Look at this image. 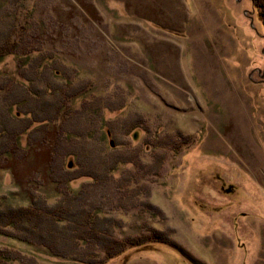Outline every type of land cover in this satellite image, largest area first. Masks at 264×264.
Listing matches in <instances>:
<instances>
[{"label":"rangeland","instance_id":"1","mask_svg":"<svg viewBox=\"0 0 264 264\" xmlns=\"http://www.w3.org/2000/svg\"><path fill=\"white\" fill-rule=\"evenodd\" d=\"M14 2L32 12L22 46L0 60V130L12 132L0 201L53 204L67 181L118 239L152 214L173 231L104 264H264V0H0V37ZM142 186L146 212L119 208ZM1 228L0 246L30 264L41 245ZM84 242L74 252L105 257ZM44 249L36 264H81Z\"/></svg>","mask_w":264,"mask_h":264},{"label":"trees","instance_id":"2","mask_svg":"<svg viewBox=\"0 0 264 264\" xmlns=\"http://www.w3.org/2000/svg\"><path fill=\"white\" fill-rule=\"evenodd\" d=\"M14 3L15 9L11 12L13 13L14 18L10 23L9 31L0 37V60L9 53L14 52L17 47H20L22 44L21 41L25 37L23 32L20 30L26 33L30 26L29 15L31 14L32 9H30L25 2ZM36 49L37 48L34 47L31 51H35ZM45 58H48V56L46 55ZM50 58L52 57L50 56ZM38 69H42L41 63ZM51 73H53L52 76L55 75L54 72ZM70 83L71 82L68 80L67 85H70ZM59 87H61L60 84L46 85L42 87V90L35 87L36 89H33L34 94H32L31 99L26 100L29 101L28 103H38L34 100V97H46L49 92L54 94L60 93ZM26 91L28 92L27 87L23 89V93L26 94ZM64 100L66 101L64 96L62 98L61 96L57 97L55 105H59L57 108L58 111H61V109L66 105ZM6 110L7 112L3 111L5 116L14 117L12 108ZM24 110L26 112V109ZM28 112L31 111L28 109L27 113ZM43 117L46 119V116ZM36 121L37 119L32 120V122ZM139 127L140 126L137 123L131 126L129 130H138L137 128ZM9 131L10 132H7L5 128H1L0 130V135L2 137L0 142V153H3L4 151L7 153L9 151L7 150L9 146L8 141L11 139L8 138V136L9 133H12L10 129ZM5 132H7V134ZM79 136L81 135L79 134ZM89 137H92V133H89ZM3 148H5V150ZM139 153L137 155H139ZM115 162L120 164L122 163V160L119 157ZM114 167V165H111V168ZM111 168H109L108 171ZM82 175L91 176L93 175V172L91 170H87L86 173L79 174V176ZM63 182H65L66 187L65 193L53 204H51L47 198L43 199V202H30V204L27 205H23L21 203L16 205L13 202L3 203V201H0V229H2L1 227H12L19 232V236L9 234L15 240H21L30 245H41V247H44L47 250L46 252H49V256L51 255L52 257H59L62 259L66 258L81 264H104L107 262V259L117 256L126 248L144 245L145 243L151 241L173 242L171 238L173 231L169 229H159L154 225V223H151L153 214L150 217L147 215V220L150 221L149 223L151 226L153 225L152 227L150 226L146 228L145 224H143L142 227L146 229H144L142 233L128 235L123 239H118L113 232V228L115 227L112 226L110 228L108 226L109 223L105 222V220L108 221L109 218L101 220L99 213L93 214L91 211L85 212L84 208L81 209V202H78L79 200L77 201V199H80L81 197L72 193L68 189L67 181H62V183ZM145 187L146 186L139 187L135 195L131 196V199H129L130 196L128 197V204H119V208H126L127 213H130L136 206H139L141 207L139 213L143 214L146 212V203H142L143 206L140 205V202L142 201V194L145 193ZM148 193L150 194V191H148ZM153 205L154 204H152V202L148 203V206L150 207ZM148 218H150V220ZM85 240H87L89 247L92 243L100 244L105 249V257L102 260H97L93 251H86L84 253L86 256H82V254L74 252L75 250H79V248L85 244ZM41 247H39L40 249L35 248L36 250H32L31 258L29 260L30 264L38 263L39 255L42 252ZM11 248H9L8 245L6 247L0 246V264H19L20 262H23L22 260H24V258H22L23 256H21L20 252L15 250L13 247ZM71 252L73 253L70 254ZM23 264L25 263L23 262Z\"/></svg>","mask_w":264,"mask_h":264}]
</instances>
